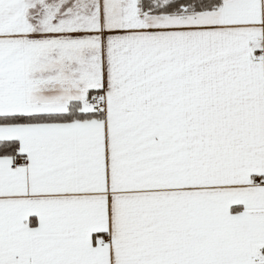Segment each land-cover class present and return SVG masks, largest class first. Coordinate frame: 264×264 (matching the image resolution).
<instances>
[{
    "label": "snow or ice",
    "instance_id": "6c2138e0",
    "mask_svg": "<svg viewBox=\"0 0 264 264\" xmlns=\"http://www.w3.org/2000/svg\"><path fill=\"white\" fill-rule=\"evenodd\" d=\"M0 264H264V0H0Z\"/></svg>",
    "mask_w": 264,
    "mask_h": 264
}]
</instances>
